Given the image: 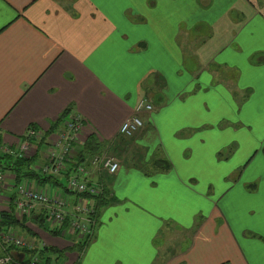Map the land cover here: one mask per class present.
I'll return each instance as SVG.
<instances>
[{"label": "crops", "instance_id": "crops-1", "mask_svg": "<svg viewBox=\"0 0 264 264\" xmlns=\"http://www.w3.org/2000/svg\"><path fill=\"white\" fill-rule=\"evenodd\" d=\"M195 2L196 13L186 12L187 0H0L2 146L18 150L29 129L44 135L68 111L82 124L79 142L95 133L129 156L115 174L89 176L112 200L96 207L94 234L80 251L78 234L51 232L44 208L17 215L20 184L5 172L0 214L14 207L21 224L0 234L12 229L34 248L0 242V256L264 264V161L249 159L251 140L255 152L264 145L256 136L264 133V0H230L220 14L215 0ZM143 99L153 109L138 114L144 126L135 136L123 137L121 124ZM59 132L38 138L37 168ZM146 147L147 156L161 150L171 169L143 172Z\"/></svg>", "mask_w": 264, "mask_h": 264}, {"label": "built area", "instance_id": "built-area-1", "mask_svg": "<svg viewBox=\"0 0 264 264\" xmlns=\"http://www.w3.org/2000/svg\"><path fill=\"white\" fill-rule=\"evenodd\" d=\"M153 106L145 99L137 104L136 115L124 120L120 126V134L125 137L133 136L143 126L140 117L142 111H151ZM82 124L75 118H69L60 129L58 138L52 141L48 150L46 161L38 170L46 175H52L60 180H67L65 189L74 196L73 200L65 198L62 193L50 194L47 190L34 187L31 180L23 179L18 188V197L15 200L16 213L22 219L31 216L37 208L46 210V219L50 230H57L62 234L72 231L80 239L87 242L94 234L95 201L91 196L99 195L103 186L93 182L89 176L94 173L108 172L115 174L119 167L114 157H102L97 154L81 163H75L73 158L79 142L78 132ZM34 128L27 131L25 138L18 150L1 147L5 153L13 154L18 158L30 157L36 154V144L33 139L41 138ZM72 164V165H71ZM73 166V168H70ZM70 174L66 176V172ZM6 186V173L0 170V196ZM0 242L5 247L26 248L32 250L34 245L25 237L17 235L10 229L0 234ZM0 264H43L41 257L33 255L29 259L19 260L10 253L0 256Z\"/></svg>", "mask_w": 264, "mask_h": 264}, {"label": "trees", "instance_id": "trees-1", "mask_svg": "<svg viewBox=\"0 0 264 264\" xmlns=\"http://www.w3.org/2000/svg\"><path fill=\"white\" fill-rule=\"evenodd\" d=\"M70 113L66 111L64 114L60 116L58 120H56L55 123H53L52 127L50 130L44 133L42 135L40 142H44L47 137H49L50 134L59 131L62 126L64 125L65 121L68 120ZM124 137V136H123ZM36 141V139H33ZM121 142H126V138H121ZM36 146L38 145V140L35 143ZM2 147V135L0 132V148ZM106 150H113L114 152H118L119 155H125L124 153V148L121 147L118 144H114L112 142H106L103 140H100L98 136L95 133H91L87 139L84 142H81V144L77 145L76 152L74 155L73 160L74 164L76 163H81L85 161L87 158L97 155V154H102ZM40 152V150H37V153L33 156L30 157H24V158H18L17 156H14L13 154L10 153H5L0 149V170H3L5 172H11L15 176V184L18 185L22 182L23 179H28L31 181H35L38 184H43L46 182L54 181L57 184H62L61 180L58 178H55L52 175H46L41 172V170L36 169V160H37V154ZM263 153H264V146H263ZM152 166V169L150 167ZM172 167L171 162L169 159H167L164 155L159 154L154 156L152 160L149 163L144 164L143 170L147 174H152L153 171H168ZM70 168H73V166H70ZM155 168L156 170H153ZM70 174L69 171L66 172V176ZM37 184V185H38ZM66 185L62 186L65 188ZM255 184L251 185L250 188H254ZM109 192L110 190L106 189L103 187L102 192L99 195L91 196V198L95 201V214L97 213V206H100L101 204H105L108 201L112 200V198L109 197ZM1 218H0V229H4V226H7L6 228L8 229L10 224L16 225V224H21L14 215V207L13 210L10 212H1ZM1 232V231H0ZM51 232H56L55 230H51ZM86 242L81 241L78 245L79 251L83 248L84 244ZM44 250L50 251L51 249L45 248ZM42 252V251H41ZM43 257V259H42ZM41 259L43 261V264H49L51 257L48 256H41Z\"/></svg>", "mask_w": 264, "mask_h": 264}, {"label": "rangeland", "instance_id": "rangeland-1", "mask_svg": "<svg viewBox=\"0 0 264 264\" xmlns=\"http://www.w3.org/2000/svg\"><path fill=\"white\" fill-rule=\"evenodd\" d=\"M188 1V3H187V7H185V8H187V11L186 12H191L193 9L195 10V13L199 10V8H197L195 5H196V2H195V0H187ZM199 1V0H198ZM202 2V1H201ZM215 6H216V11L220 14V13H222V11H224L228 6H229V4H230V0H215ZM190 5V7H188ZM202 7V6H201ZM213 15V14H212ZM182 40H183V37H182ZM182 40H181V37H180V40H177L176 39V41H175V43H179L181 46H182V48L183 49H185L184 50V53L186 52V56H185V58H184V66L186 65L187 67H189V65H190V63H192V59H191V57H190V53H189V51H190V49H189V47L186 45V44H184V40H183V42H182ZM172 43H174V42H172ZM195 43H197V42H195ZM194 46V44H193V42H191V47H193ZM157 102V101H156ZM138 133V132H137ZM136 134V133H135ZM135 134L133 135V136H135ZM133 136H130V137H127V138H131V137H133ZM257 139H260V138H263L264 137V133L262 132V131H260L257 135ZM256 139V138H255ZM36 140H38V139H36ZM251 141H253V143L254 142H256L255 140H251ZM250 141V142H251ZM251 143L250 144V158L249 159H262L263 161H264V153H263V146H262V148L260 149V150H258L257 152H255V147H257V145L254 143ZM255 145V146H254ZM147 147L145 148V150L143 151V152H141V155H142V157H141V162H140V160L138 161V163L140 162V165H144V164H146V163H149L150 164V161L152 160V158L155 156L156 157V155H159V154H161V150H157V152L155 151L154 152V150L152 149V150H150V153H149V155L147 156ZM217 156L219 157V158H223V157H225V156H228V154H226V152L225 151H221V152H218L217 153ZM236 154L234 155V160H236ZM102 157H114L118 162H121V160L125 157V155H119V153L118 152H114L113 150H106V151H104L102 154H101V158ZM126 158V160L129 158V156H128V158L127 157H125ZM167 158V157H166ZM255 159V160H256ZM139 165V166H140ZM150 167H151V169H152V166L150 165ZM143 170V169H142ZM153 170H156L155 168H153ZM241 170H237V171H235L234 172V174L235 175H238V173L240 172ZM259 171H261V170H259ZM143 172H144V170H143ZM161 173L162 171H158V172H156V171H153L152 172V175L153 174H156V173ZM237 172V173H236ZM93 175H95V176H97L98 177V175L96 174V173H94ZM61 182H62V184H57V183H55L54 181H51V182H49V183H51V184H53L54 186H55V188L57 189V187L59 188L60 187V189L62 190L61 192H66V189L65 188H63L62 186H64V185H66V183H67V180H65V179H62L61 180ZM17 195H18V193H17ZM47 224H48V222H47Z\"/></svg>", "mask_w": 264, "mask_h": 264}]
</instances>
